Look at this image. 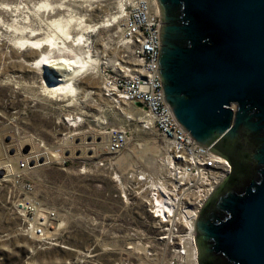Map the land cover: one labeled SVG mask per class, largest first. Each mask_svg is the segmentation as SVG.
<instances>
[{"label": "rangeland", "instance_id": "rangeland-1", "mask_svg": "<svg viewBox=\"0 0 264 264\" xmlns=\"http://www.w3.org/2000/svg\"><path fill=\"white\" fill-rule=\"evenodd\" d=\"M52 1L58 9H41L42 16H86L95 27L88 33L92 44L88 46L94 58L102 59L117 34L116 25L109 27L116 20L106 21L118 14L122 0ZM40 2L44 0H0V177L8 175L5 182L0 180V264H114L119 259L128 264H152L142 259L138 247V229L144 227L146 216L141 201L131 192L123 199L112 173L97 166L107 157L104 132L120 127L123 118L100 98V83L93 74L83 75L78 82L80 93L95 91L91 101L85 97L77 101L45 95L42 75L33 69L36 57L16 40L21 33L12 26H18L17 21L26 24L25 16L37 11ZM34 15H30L31 27L45 29ZM16 51L20 55L17 59ZM80 112L86 115L84 126L69 130L62 124L68 114ZM31 137L38 141L37 145L31 143ZM30 151L35 167L19 171V162ZM15 175H20L19 181L13 179ZM28 184L33 187L30 193L25 190ZM26 201L40 211L58 213V222L48 235L59 240V246L40 249L35 240L24 236V222L30 217L23 218L18 210ZM171 262L167 255L156 264Z\"/></svg>", "mask_w": 264, "mask_h": 264}, {"label": "water", "instance_id": "water-1", "mask_svg": "<svg viewBox=\"0 0 264 264\" xmlns=\"http://www.w3.org/2000/svg\"><path fill=\"white\" fill-rule=\"evenodd\" d=\"M156 1L170 114L231 166L196 221L198 264H264V0Z\"/></svg>", "mask_w": 264, "mask_h": 264}, {"label": "built area", "instance_id": "built-area-1", "mask_svg": "<svg viewBox=\"0 0 264 264\" xmlns=\"http://www.w3.org/2000/svg\"><path fill=\"white\" fill-rule=\"evenodd\" d=\"M117 13L116 21L109 26L117 27L115 42L105 50L95 77L100 83V98L111 104L116 115L123 118V124L104 132L107 157L97 166L112 173L123 199L127 193H134L144 207V227L138 229L142 259L156 264L170 255V264H187L189 249L197 248L195 227L200 212L231 175V166L213 146L199 145L170 114L158 72L160 14L157 1L122 0ZM95 94L89 89L85 98L91 101ZM130 105H137L138 110L145 113V120L126 114ZM86 121L85 113L80 112L68 114L62 124L74 130L84 126ZM140 136L163 148L165 163L155 181L141 169L124 175L118 168V160ZM31 143L37 145L38 141L31 137ZM32 152L19 162V171L35 167L31 165ZM7 176L4 173L0 180ZM13 179L19 181L20 175ZM25 190L32 192V185H26ZM19 207L20 216L30 217L24 222V236L35 240L40 249L59 246V240L48 235L58 222L57 212L40 211L28 201ZM114 264H128V261L119 259Z\"/></svg>", "mask_w": 264, "mask_h": 264}, {"label": "bare ground", "instance_id": "bare-ground-1", "mask_svg": "<svg viewBox=\"0 0 264 264\" xmlns=\"http://www.w3.org/2000/svg\"><path fill=\"white\" fill-rule=\"evenodd\" d=\"M40 5L39 9L37 11H31L30 15L35 14L36 18L40 20L39 22L44 24L46 28L43 29L42 27L37 30L31 27L33 22L31 16L28 15L25 16V19H28L26 24L17 21L18 26H12V28H14L16 32L21 33V35H25L26 33L25 36L20 37L21 35H19V38H15L19 44L21 43L20 46H22V48L31 50L34 55L33 58L36 57L33 62L34 64L36 63V67L33 66L34 68H32L35 70L38 69L42 75L44 85L43 92L45 95H50L52 97H72L79 101L85 97L84 95L86 93L84 90L80 93L81 88L78 86V82L82 80L80 77L83 75L87 76V74H93L95 76V72L99 70L101 65L100 63L102 62L101 58H94L92 49L88 46V43L90 46L92 45L90 41L91 38L89 39L88 33L93 32L92 30L95 27L89 23L88 19H85L86 16H79L77 18V15H72L74 13L68 17L61 16L59 18H56L57 15H52L51 18L47 19L42 16V10L45 9L47 11L50 8L51 10L53 8L55 9L53 1L44 0V2H40ZM5 6L9 7L11 5L6 4ZM18 8L16 9L19 11ZM23 9L29 10V8L26 7ZM63 10L64 9H62V11ZM13 12H16L15 9ZM76 12L75 14H77ZM18 16L19 15L16 17ZM116 18L117 15L111 16V19L106 22H111ZM39 30L42 31V33H38ZM76 30H78V33L74 34V31ZM86 48L87 50H85ZM17 51L15 53L16 59L20 56ZM138 108L139 107L137 105H130L127 108V113H125L132 117L145 120V113L138 110ZM99 146H101V144ZM53 157L54 156L52 155V158ZM164 163L165 157L163 148L157 142L141 137L122 155V157L118 160L117 165L120 172L124 175L125 173L141 169L149 174L153 181H155L160 173V170L163 169ZM160 202L161 201L159 200L158 203ZM22 209H26L25 205H23ZM197 258L198 247L190 248L187 264H198Z\"/></svg>", "mask_w": 264, "mask_h": 264}, {"label": "flooded vegetation", "instance_id": "flooded-vegetation-1", "mask_svg": "<svg viewBox=\"0 0 264 264\" xmlns=\"http://www.w3.org/2000/svg\"><path fill=\"white\" fill-rule=\"evenodd\" d=\"M222 146H224V144ZM224 153H225L226 156H228L230 158V160H231V162L233 164V168H234L232 178L230 179L229 183H227V185L232 187L233 189H236L237 191H243V186L248 182V180H246L247 178H245L242 181H240L239 183L234 185V183H235L234 180L237 177V160L226 149H224ZM246 160H247V158H245V154H244V152H242L241 153V161H242V163H244V164L248 163L249 164L250 162H247L248 160L247 161ZM251 169H254V166Z\"/></svg>", "mask_w": 264, "mask_h": 264}]
</instances>
